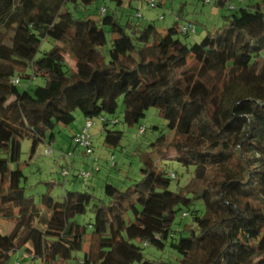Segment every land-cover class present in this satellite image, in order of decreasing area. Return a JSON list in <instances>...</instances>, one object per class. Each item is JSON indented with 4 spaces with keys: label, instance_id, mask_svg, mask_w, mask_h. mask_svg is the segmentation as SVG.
I'll use <instances>...</instances> for the list:
<instances>
[{
    "label": "trees",
    "instance_id": "obj_1",
    "mask_svg": "<svg viewBox=\"0 0 264 264\" xmlns=\"http://www.w3.org/2000/svg\"><path fill=\"white\" fill-rule=\"evenodd\" d=\"M96 1L0 0V219L18 224L11 236L0 232V264L17 234L23 243L15 248L27 254L16 264H86V253L73 263L49 257L46 232L79 251L89 228L100 236L97 264L115 246L146 240L167 244L178 264H264V0L238 6L193 44L175 25L160 34L152 23L122 24L116 9L141 0H110L115 9L103 12L91 8ZM37 78L43 83L32 87ZM120 99L128 126L157 109L167 130L149 144L152 153L176 160L189 181L171 189L170 172L149 153L140 179L125 188L105 183V199L70 190L62 201L48 190L27 195L21 138H31L33 154L79 111L101 118L104 142L115 148L123 131L103 114H114ZM90 202L94 224L79 223ZM182 209L190 220L172 229Z\"/></svg>",
    "mask_w": 264,
    "mask_h": 264
},
{
    "label": "rangeland",
    "instance_id": "obj_2",
    "mask_svg": "<svg viewBox=\"0 0 264 264\" xmlns=\"http://www.w3.org/2000/svg\"><path fill=\"white\" fill-rule=\"evenodd\" d=\"M254 2L256 0H228L223 6H218L213 0H141L132 1L129 6L128 1H125L120 8L116 9L115 16L119 17L122 24L127 19L138 24L152 23L160 34H163L172 25H175L179 30L181 26H186L190 29L189 34L184 36L179 33L178 36L186 43L193 44L207 32H214L219 28L224 23V16L232 13L235 8ZM151 3H153L152 6ZM103 6L109 10L115 9L110 0H97L91 8H100L98 11L103 12ZM31 54L33 52H30L29 56ZM20 83L21 87L26 84V80L21 79ZM42 83L43 81L37 78L31 82V86ZM228 88V93L233 95L236 91L235 86L231 85ZM123 110L120 99L114 114H103L104 118L111 121L108 127L123 131L120 144L115 148H110L105 144L103 123L99 117L92 118L93 125L90 128V133L93 153L90 156L84 154L83 149L74 144L73 135L71 136L83 120V115L79 111L75 112V119L72 123L67 126H58L54 130V140L49 144L54 152L50 155L45 153L46 144L43 142H40L36 151L31 154V138L29 136L21 138L19 164L23 173L21 182L26 187V194L33 195L35 199H38L40 194L48 190L52 197L62 201V190H70L79 191L81 194L90 193L94 198L105 199V183L109 182L119 188H125L137 182L141 177L139 172L141 157L152 153L149 144L159 134L166 132V121L158 114L157 109L151 107L146 110L142 118L136 120L134 125L128 126L121 122ZM115 119L119 121L117 124L112 123ZM142 127L144 132L139 133V129ZM68 151L71 153L69 161L72 169L70 175L66 177L62 175V171L63 168L69 167V161L63 156V153ZM152 156L156 159L159 167L175 174L176 178L171 181V189H176L178 184L185 185L189 181L190 171L176 160L161 158L156 153H152ZM83 172L88 175H83ZM2 187L4 190L7 189V177L3 180ZM194 203L197 208L203 209L201 202L195 201ZM92 204L90 202L87 205L84 214L76 216L79 223L94 224L95 215L92 212ZM184 210H190V208H184ZM182 212L183 209L171 222L172 229H177L179 224L187 223L190 220V217H183ZM42 217H45V214H42ZM17 229V223L0 219L1 233L11 236ZM46 235L53 241L49 257L73 263L86 253L89 260L86 264H97L100 236L90 228L83 237L82 249L79 251H71L65 243L58 240L59 234L56 232L48 231ZM22 243L23 237L17 234L16 241L11 246L12 250H15L8 254L5 264H16L21 259L20 254H23V258L26 257L27 253H22L18 248H15L17 245L21 247ZM158 260H164L166 264L180 262L178 254L167 244L146 240L133 241L132 248L115 246L105 263L155 264ZM26 264L32 263L27 262ZM184 264H199V261L193 259Z\"/></svg>",
    "mask_w": 264,
    "mask_h": 264
},
{
    "label": "built area",
    "instance_id": "obj_3",
    "mask_svg": "<svg viewBox=\"0 0 264 264\" xmlns=\"http://www.w3.org/2000/svg\"><path fill=\"white\" fill-rule=\"evenodd\" d=\"M206 1H209V0H206ZM152 5H153V3H151V6ZM180 30L183 33H186V32L190 31V29L187 28L186 26H181ZM18 82H19L18 78H14V83H18ZM99 120H101V118ZM92 125H93L92 118H84L83 125L78 130V132H76L73 135L74 144L77 147L83 149V153L86 154V155H89V156L93 153L92 142H91V133H90V128L92 127ZM142 132H144V128L143 127L139 129V133H142ZM53 152H54V150L49 146V144H46L45 153L47 155H50ZM70 155H71V153L69 151L66 152V153H63V156L65 158H67L68 161H69ZM71 169H72L71 162L69 161V167L68 168H63L62 175L68 177L70 175ZM82 174L85 175V176L88 175L85 172H83ZM170 177L172 179L176 178V176H175V174L173 172L170 173Z\"/></svg>",
    "mask_w": 264,
    "mask_h": 264
},
{
    "label": "crops",
    "instance_id": "obj_4",
    "mask_svg": "<svg viewBox=\"0 0 264 264\" xmlns=\"http://www.w3.org/2000/svg\"><path fill=\"white\" fill-rule=\"evenodd\" d=\"M83 121H84V117H83V120L80 122L79 126L77 127V129L73 131V133L71 134V136L74 135L76 132H78V130L80 129V127H81V125L83 123ZM95 170H97V168H95Z\"/></svg>",
    "mask_w": 264,
    "mask_h": 264
}]
</instances>
